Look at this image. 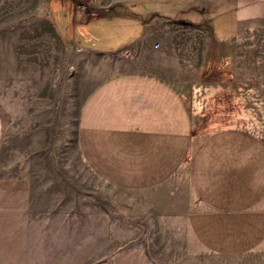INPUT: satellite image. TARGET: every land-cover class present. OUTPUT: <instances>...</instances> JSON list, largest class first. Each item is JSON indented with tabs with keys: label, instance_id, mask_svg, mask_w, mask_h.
<instances>
[{
	"label": "rangeland",
	"instance_id": "rangeland-1",
	"mask_svg": "<svg viewBox=\"0 0 264 264\" xmlns=\"http://www.w3.org/2000/svg\"><path fill=\"white\" fill-rule=\"evenodd\" d=\"M172 1L0 0V110L9 117L2 173L36 197L29 255L17 240L16 261L25 262L15 264H261L260 253L221 256L200 242L184 195H136L91 166L88 98L103 81V63L121 55L109 52L140 31L141 17H102L122 2L156 16L153 46L183 33L175 47L190 48L198 68L184 79L194 138L225 127L264 138V16L243 22L237 41L214 45L210 25ZM220 9L209 15L223 40L236 17ZM6 259L0 264H12Z\"/></svg>",
	"mask_w": 264,
	"mask_h": 264
},
{
	"label": "crops",
	"instance_id": "crops-1",
	"mask_svg": "<svg viewBox=\"0 0 264 264\" xmlns=\"http://www.w3.org/2000/svg\"><path fill=\"white\" fill-rule=\"evenodd\" d=\"M181 4L192 8L189 13L196 15L198 25H210L214 45L237 41L243 22L264 16V0H182ZM220 7L233 9L236 17L234 34L223 40L209 15ZM138 8L122 2L102 16H138L141 25L124 47L109 52L121 55L118 62L103 63V81L88 98L91 166L103 179L119 178L136 195H184L200 242L221 256L260 253L259 263L264 264V138L240 127L221 128L201 140L193 137L184 79L198 68L192 70L190 48L175 47L183 33H168L155 49L148 36L156 16L147 17ZM182 119L187 121L186 133ZM8 120L0 110V256L15 264L25 262L16 261L17 240L20 252L26 240L29 255L36 197L30 185L2 173ZM181 173L186 178L177 185Z\"/></svg>",
	"mask_w": 264,
	"mask_h": 264
},
{
	"label": "built area",
	"instance_id": "built-area-1",
	"mask_svg": "<svg viewBox=\"0 0 264 264\" xmlns=\"http://www.w3.org/2000/svg\"><path fill=\"white\" fill-rule=\"evenodd\" d=\"M160 46H161V43L158 42V43L155 44L154 48H155V49H158Z\"/></svg>",
	"mask_w": 264,
	"mask_h": 264
}]
</instances>
